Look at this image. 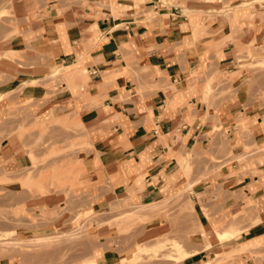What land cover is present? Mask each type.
Masks as SVG:
<instances>
[{"label":"crops","instance_id":"0c3cea01","mask_svg":"<svg viewBox=\"0 0 264 264\" xmlns=\"http://www.w3.org/2000/svg\"><path fill=\"white\" fill-rule=\"evenodd\" d=\"M13 4L23 22L0 41V173L31 164L35 127L78 119L100 164L82 191L89 210L184 194L198 230L186 248L196 251L168 264H264V71L240 65L241 55L264 52V0ZM60 66L64 79L53 80ZM46 204L65 202L24 201L25 210ZM230 226L241 234L221 240L217 228ZM97 249V264L121 263Z\"/></svg>","mask_w":264,"mask_h":264},{"label":"rangeland","instance_id":"374dc122","mask_svg":"<svg viewBox=\"0 0 264 264\" xmlns=\"http://www.w3.org/2000/svg\"><path fill=\"white\" fill-rule=\"evenodd\" d=\"M22 22L16 17L13 0L0 1V41L18 34ZM263 53L250 51L248 56L241 55L243 70L251 75L264 71ZM51 65H56L54 60ZM53 73V80L59 81L66 74L61 66ZM51 126L56 129L46 124L35 127L39 129L37 138L32 136L34 131L27 130L33 137L28 145L32 159L28 167L20 172L0 173V260L4 264H89L88 259H97V248L120 253V264H168L170 258L182 260L196 251L186 248L198 230L192 205H188L184 194L103 213L89 210L90 201L82 199V191L96 181L100 164L90 159L91 145L78 119L53 120ZM257 150L247 148L246 153ZM206 167L208 170L209 165ZM42 175L49 178H36ZM49 194L65 204L53 209L46 204L38 211L25 210L26 199ZM58 218H62L61 227L59 223L50 232L35 233L37 226L54 224ZM217 230H231L236 233L234 238L241 234L235 226ZM228 237L233 236L227 234L221 240Z\"/></svg>","mask_w":264,"mask_h":264},{"label":"bare ground","instance_id":"6f19581e","mask_svg":"<svg viewBox=\"0 0 264 264\" xmlns=\"http://www.w3.org/2000/svg\"><path fill=\"white\" fill-rule=\"evenodd\" d=\"M10 182V181H9ZM12 184H15V182H11ZM142 216V215H141ZM217 234H218V236L220 237V239H222L225 235H227V234H231V236H235L236 235V233L235 232H229V233H225V232H219L218 230H217ZM82 261V260H81ZM80 261V262H81ZM88 261V263L89 264H97V259H94V260H92V259H88L87 260ZM86 264V263H85Z\"/></svg>","mask_w":264,"mask_h":264},{"label":"built area","instance_id":"2783aa9c","mask_svg":"<svg viewBox=\"0 0 264 264\" xmlns=\"http://www.w3.org/2000/svg\"><path fill=\"white\" fill-rule=\"evenodd\" d=\"M94 72H96V71H94Z\"/></svg>","mask_w":264,"mask_h":264}]
</instances>
